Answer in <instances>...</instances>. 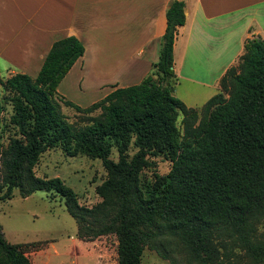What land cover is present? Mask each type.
<instances>
[{"label":"trees","instance_id":"obj_1","mask_svg":"<svg viewBox=\"0 0 264 264\" xmlns=\"http://www.w3.org/2000/svg\"><path fill=\"white\" fill-rule=\"evenodd\" d=\"M164 15L149 72L85 106L56 90L83 51L74 35L51 42L34 76L15 72L1 80L20 136L0 142V198L14 187L20 196L54 190L78 236L115 234L116 264H139L145 246L164 255L173 243L197 264H222L218 259L235 250L264 264V39L245 38L219 77V90L197 108L172 93V42L184 20L183 1L170 0ZM59 100L82 114L80 123L65 119ZM55 146L68 156L100 159L106 176L94 188L100 197L94 204H79L58 176L34 174L39 154ZM154 155L167 158L170 168L142 181ZM24 251L0 228V264H30Z\"/></svg>","mask_w":264,"mask_h":264},{"label":"crops","instance_id":"obj_2","mask_svg":"<svg viewBox=\"0 0 264 264\" xmlns=\"http://www.w3.org/2000/svg\"><path fill=\"white\" fill-rule=\"evenodd\" d=\"M169 1L0 0V71L34 76L51 42L74 35L83 51L56 90L85 106L149 72L157 59ZM182 1L184 20L173 37L172 68L175 77L211 91L206 99L216 92L224 70L235 63L245 38L264 39V0ZM45 247L24 252L30 264H108L102 239L78 236L76 225L72 234L50 242L51 250Z\"/></svg>","mask_w":264,"mask_h":264},{"label":"rangeland","instance_id":"obj_3","mask_svg":"<svg viewBox=\"0 0 264 264\" xmlns=\"http://www.w3.org/2000/svg\"><path fill=\"white\" fill-rule=\"evenodd\" d=\"M8 75L9 73L0 71V142L3 145L6 144L10 136H20L16 127L10 122L9 116L12 112V105L1 81ZM188 83L186 80L177 77L173 84L172 93L185 104L187 102L190 106L198 108L207 99L204 98V95L211 91L192 87ZM215 90H219L218 85ZM58 107L67 121L80 123L79 117L82 114L72 106L65 105L59 100ZM96 112L97 110L92 113ZM179 119L180 114L177 115V121ZM134 150L135 147L130 144L127 153L130 155ZM109 157L113 160L116 159L117 153L114 147H111ZM150 159L153 162L141 170L142 181L151 179L155 173L164 174L170 168V161L162 155L150 156ZM32 170L34 174L40 177L58 176L65 185L75 192L77 202L85 206H90L100 199L94 188L106 176V170L100 159L90 158L83 154L68 156L58 146L42 151L33 164ZM3 190L4 187L0 193ZM75 225L76 222L73 217L64 207L63 197L54 190H34L28 196L23 197L14 187L9 198H0V228L3 236L9 242L27 241L19 242L27 255H29V250L40 244L46 246L44 249L46 251L50 242H55L72 234ZM83 237L88 238L87 236ZM98 237L102 239L106 249L103 257L107 259L108 264H116L117 240L115 234L108 232L98 235ZM172 245L171 249L166 250L164 255L154 248L145 246L139 264H197L196 261L186 256L178 244L173 243ZM242 253L241 250H235L228 260L222 256L217 262L222 264H253Z\"/></svg>","mask_w":264,"mask_h":264}]
</instances>
